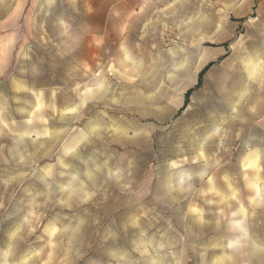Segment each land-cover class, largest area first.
<instances>
[{"label":"rangeland","instance_id":"obj_1","mask_svg":"<svg viewBox=\"0 0 264 264\" xmlns=\"http://www.w3.org/2000/svg\"><path fill=\"white\" fill-rule=\"evenodd\" d=\"M263 255L264 0H0V264Z\"/></svg>","mask_w":264,"mask_h":264},{"label":"trees","instance_id":"obj_2","mask_svg":"<svg viewBox=\"0 0 264 264\" xmlns=\"http://www.w3.org/2000/svg\"><path fill=\"white\" fill-rule=\"evenodd\" d=\"M206 70H207V69H205L203 72H201V74H200V79H199V84L202 82V79H203V76H204Z\"/></svg>","mask_w":264,"mask_h":264},{"label":"crops","instance_id":"obj_3","mask_svg":"<svg viewBox=\"0 0 264 264\" xmlns=\"http://www.w3.org/2000/svg\"><path fill=\"white\" fill-rule=\"evenodd\" d=\"M262 261H263V263H262V264H264V255H263V259H262Z\"/></svg>","mask_w":264,"mask_h":264}]
</instances>
